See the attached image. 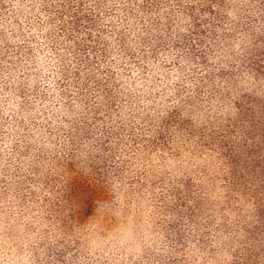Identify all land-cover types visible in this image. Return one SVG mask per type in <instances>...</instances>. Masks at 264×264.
I'll use <instances>...</instances> for the list:
<instances>
[{
  "label": "rangeland",
  "instance_id": "rangeland-1",
  "mask_svg": "<svg viewBox=\"0 0 264 264\" xmlns=\"http://www.w3.org/2000/svg\"><path fill=\"white\" fill-rule=\"evenodd\" d=\"M188 2L0 0V264H236L245 253L259 185L214 138L241 141L242 128L264 144L262 124L234 126L264 110V73L241 61L258 40L227 24L251 5L225 0L229 39L206 40L203 62L181 42L194 31ZM244 95L254 101L238 113Z\"/></svg>",
  "mask_w": 264,
  "mask_h": 264
},
{
  "label": "trees",
  "instance_id": "trees-1",
  "mask_svg": "<svg viewBox=\"0 0 264 264\" xmlns=\"http://www.w3.org/2000/svg\"><path fill=\"white\" fill-rule=\"evenodd\" d=\"M249 1L251 6L249 5L250 7L244 10L243 15L238 16L234 20L228 21L227 24L230 26V30H241L240 33L244 34L245 36L252 34V36L258 40L252 44V50L248 51V48H245L247 51L241 55L243 56L241 61L242 63H244L246 60L252 62V71L256 75H260L264 72L260 70V60H256L255 57L257 55L263 57V50L259 49L258 46L260 40H262L264 36L262 38L260 29L256 30L254 28V24L259 21H256L253 17H257L258 15L261 16V18H263L262 22L264 23V0ZM166 2L167 0H146L147 6L153 10H159L162 4ZM183 8L187 11L189 17L192 18V24L190 25V28L194 31L182 33L181 42L185 44L186 42L191 43L192 41L191 48L193 52H196V57L198 59L202 58L203 62H206V50L201 49L206 40H211L213 42L220 40V44L223 45L229 39L227 38V35L229 36V31L226 30L227 28L225 31L219 32V28L223 25V22L229 19L228 14L224 13L223 10L225 8V0H189L188 4H186ZM246 19H249L250 21H245ZM195 39L197 42L194 41ZM222 41L223 44L221 43ZM198 45L200 47H196ZM222 47L225 48L226 46L223 45ZM233 55L234 53H232V56ZM205 66H207L206 63ZM234 71H236L234 67H228L226 69L223 67L220 68L218 74L222 79L227 80V82H231L234 80V76H232ZM210 76L213 77L214 75ZM210 85L214 86L213 80L210 82ZM245 98L246 103L251 102V104H253L254 99L250 95L247 97L245 96L242 100L238 99L235 102V104H237L236 109L238 113H240L242 110V102ZM246 110V113L237 119L238 124L235 123L234 126H242L240 123H243L246 120H250L251 126H257L256 124L258 123L264 126V110H257V112L260 113V115L257 117L254 114V108L252 106L246 108ZM260 119L262 120L260 121ZM225 126L231 125L226 124ZM239 129L240 132H242V136L240 137L242 139L241 141H237L238 136H234L233 138V136L227 134L226 132H220V134L214 138V143L218 146V148H220L219 153L221 156H223L224 161L229 164L231 168H239L237 170L239 173L238 177L247 182V178H244V176L246 177L247 173L253 172L254 176L256 177V182L259 185V187H257L258 190L253 189L255 198L258 202V225L253 226L248 231L250 236L247 240V245L249 244V246L244 249V254L236 256L235 263L264 264V242H262L264 241V144H256L251 146L248 145L246 138L248 132L242 128Z\"/></svg>",
  "mask_w": 264,
  "mask_h": 264
}]
</instances>
